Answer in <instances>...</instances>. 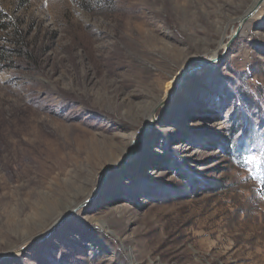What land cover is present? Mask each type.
I'll return each instance as SVG.
<instances>
[{
  "label": "rangeland",
  "instance_id": "374dc122",
  "mask_svg": "<svg viewBox=\"0 0 264 264\" xmlns=\"http://www.w3.org/2000/svg\"><path fill=\"white\" fill-rule=\"evenodd\" d=\"M252 1L0 0V264H264Z\"/></svg>",
  "mask_w": 264,
  "mask_h": 264
},
{
  "label": "water",
  "instance_id": "95a60500",
  "mask_svg": "<svg viewBox=\"0 0 264 264\" xmlns=\"http://www.w3.org/2000/svg\"><path fill=\"white\" fill-rule=\"evenodd\" d=\"M263 2H264V0H253L249 4V6L243 11V13L238 17L239 24L237 25L234 33L231 34V36L229 37L228 43L226 44V48L228 47V44L232 41V39L237 35V33L240 32L241 25L248 20V18L253 14L254 11H256L258 9V7ZM188 69H191V67Z\"/></svg>",
  "mask_w": 264,
  "mask_h": 264
},
{
  "label": "trees",
  "instance_id": "16d2710c",
  "mask_svg": "<svg viewBox=\"0 0 264 264\" xmlns=\"http://www.w3.org/2000/svg\"><path fill=\"white\" fill-rule=\"evenodd\" d=\"M4 14L0 11V26H1V22H2V19L4 18Z\"/></svg>",
  "mask_w": 264,
  "mask_h": 264
},
{
  "label": "bare ground",
  "instance_id": "6f19581e",
  "mask_svg": "<svg viewBox=\"0 0 264 264\" xmlns=\"http://www.w3.org/2000/svg\"><path fill=\"white\" fill-rule=\"evenodd\" d=\"M171 88H172V86L169 88V90L166 92V94L169 93V91L171 90Z\"/></svg>",
  "mask_w": 264,
  "mask_h": 264
}]
</instances>
